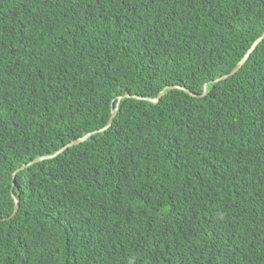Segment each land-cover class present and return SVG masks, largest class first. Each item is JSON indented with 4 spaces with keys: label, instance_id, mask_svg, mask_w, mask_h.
Listing matches in <instances>:
<instances>
[{
    "label": "trees",
    "instance_id": "16d2710c",
    "mask_svg": "<svg viewBox=\"0 0 264 264\" xmlns=\"http://www.w3.org/2000/svg\"><path fill=\"white\" fill-rule=\"evenodd\" d=\"M263 33L264 0H0V264H264V39L215 82Z\"/></svg>",
    "mask_w": 264,
    "mask_h": 264
},
{
    "label": "water",
    "instance_id": "95a60500",
    "mask_svg": "<svg viewBox=\"0 0 264 264\" xmlns=\"http://www.w3.org/2000/svg\"><path fill=\"white\" fill-rule=\"evenodd\" d=\"M263 39H264V33H263L259 38H257V39L251 44L250 48L247 50V52L244 54V56L241 58V60L236 64V66L231 70V72H230L229 74H227V75H224V76H222V77L216 79L215 82H218V81L224 80V79H226V78H228V77L234 75V74H235V73L241 68V66L244 64V62L247 60L249 54L255 49V47L257 46V44H258L260 41H262ZM173 88L180 89V90H182V91H184V92H186V93H188V94H190V95H192V96H195V95L191 94L190 92H188L187 90H185V89H183V88H181V87H176V86H174V87H167L166 89H173ZM204 90H205V87L203 88V91H204ZM203 94H204V93H203ZM203 94H202V95H203ZM161 96H162V92L159 93V94L157 95V97H156V98H153V99L143 98V97H137V96H128V95H125V96L118 97V98H117V101L122 100V99H125V98H132V99H135V100L147 101V102H150V103H154V104H156ZM115 114H116V108L111 112L110 118H109L108 122L106 123V125H105L101 130H99L98 132H103V131H105V130L111 125L112 120H113ZM95 133H97V132H95ZM90 135H91V134H88V135H86V136H84V137H81V138H79V139H76V140H74V141H72V142L66 144L65 146H63L61 149H59L58 151H56V152H55L53 155H51V156H46V157L36 158V159H34V160H32V161L26 163V164L21 165L20 167H18V168L14 171V173H12V184H13V182H14V175H15V173H17V172L23 170L24 168H26V167H28V166L34 164V163H38V162H40V161H42V160L49 159V158H52V157H54V156H57L58 154L62 153L65 149H67V148H69V147H72V146H75V145H78L79 143L84 142L85 140H87V138H88ZM17 206H18V204H17V201L15 200V201H14V209H13V213H12V215L15 214V212H16V210H17Z\"/></svg>",
    "mask_w": 264,
    "mask_h": 264
}]
</instances>
